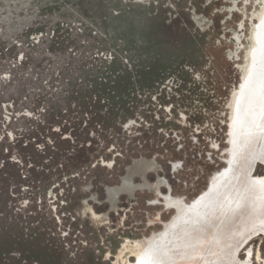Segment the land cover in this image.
<instances>
[{"label":"rangeland","instance_id":"rangeland-1","mask_svg":"<svg viewBox=\"0 0 264 264\" xmlns=\"http://www.w3.org/2000/svg\"><path fill=\"white\" fill-rule=\"evenodd\" d=\"M263 8L0 0V264H135L166 232L172 264L223 262L255 214L179 212L248 160L231 108ZM123 176L136 189L112 205ZM234 256L264 264V231Z\"/></svg>","mask_w":264,"mask_h":264},{"label":"bare ground","instance_id":"bare-ground-1","mask_svg":"<svg viewBox=\"0 0 264 264\" xmlns=\"http://www.w3.org/2000/svg\"><path fill=\"white\" fill-rule=\"evenodd\" d=\"M259 14L258 24L253 35L254 46L250 53L248 52L249 63L246 74L235 93L233 109L231 108V110H234L233 116L230 114L233 117L231 136L233 155L235 156L237 151L243 147L244 152L247 153L248 160L245 166L244 164L242 165L244 168L235 172L234 176L231 177L230 173H227L226 177H223L217 186L214 187L212 195L208 197L206 202L203 199L207 197L209 192H204L203 197L198 198L192 206H186V208L183 206L184 209L180 208L179 212L184 213L183 217H185V210L189 208L192 210L199 209L197 213L208 214L212 208L218 207L217 217H225L233 211L230 216L225 217L227 220H232L237 214L246 213L249 209L251 213L255 214V217L247 215L242 220L241 229L243 231L240 232L238 238L235 239L234 237L236 247L233 245L231 250L223 247L225 250L221 255L226 257V259H223L224 261L218 264H234L236 258L234 254L238 248L253 235L264 231V175L261 177L251 176L256 161L258 159L264 161V8ZM244 176L247 177L245 178ZM236 183L238 184L236 185ZM135 189L132 179L129 176H123L120 184L107 188L111 204L114 205L116 203L118 194L126 192L132 195ZM185 218L182 225L183 228L199 221V219L196 220L199 216H194L190 221L187 217ZM252 218H257L255 224L253 223L254 225H250V222L253 221L251 220ZM171 233L173 232H166L158 240L153 239L154 241L152 240L139 253L135 251L137 253V263H134L172 264L169 258L170 247L168 244L172 243L178 235H172ZM215 242H219V240Z\"/></svg>","mask_w":264,"mask_h":264}]
</instances>
